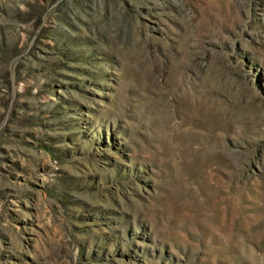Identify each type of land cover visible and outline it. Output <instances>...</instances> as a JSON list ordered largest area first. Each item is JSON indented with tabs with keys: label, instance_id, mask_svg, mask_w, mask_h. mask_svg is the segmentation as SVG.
Wrapping results in <instances>:
<instances>
[{
	"label": "rangeland",
	"instance_id": "1",
	"mask_svg": "<svg viewBox=\"0 0 264 264\" xmlns=\"http://www.w3.org/2000/svg\"><path fill=\"white\" fill-rule=\"evenodd\" d=\"M0 264H264V0H0Z\"/></svg>",
	"mask_w": 264,
	"mask_h": 264
}]
</instances>
